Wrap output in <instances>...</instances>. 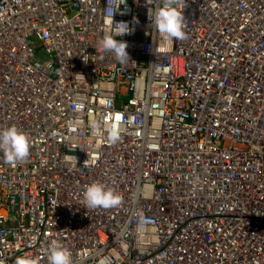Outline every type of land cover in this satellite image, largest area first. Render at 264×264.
I'll return each instance as SVG.
<instances>
[{"label": "built area", "instance_id": "obj_1", "mask_svg": "<svg viewBox=\"0 0 264 264\" xmlns=\"http://www.w3.org/2000/svg\"><path fill=\"white\" fill-rule=\"evenodd\" d=\"M161 6L0 0V130L32 140L0 151V264L53 239L73 264H264V0H186L182 41ZM120 28L126 63L99 45ZM94 182L122 203L86 208Z\"/></svg>", "mask_w": 264, "mask_h": 264}, {"label": "clouds", "instance_id": "obj_2", "mask_svg": "<svg viewBox=\"0 0 264 264\" xmlns=\"http://www.w3.org/2000/svg\"><path fill=\"white\" fill-rule=\"evenodd\" d=\"M186 0H162V6L157 7L154 15L149 19L154 24L155 29L165 34L167 39L182 41L186 39V18L184 8ZM127 29H115L112 34L105 35L99 45L105 52L114 53L115 59L119 63H126L131 60L127 51L128 42L123 39H117L125 34H130ZM85 105L79 103L75 105L78 110H83ZM120 129L113 127L108 131L109 142L115 144L121 139ZM32 140L30 134L21 130L16 125L9 126L0 130V151H3L4 159L9 164L24 162L30 155ZM85 161L84 166H86ZM86 208L111 209L119 206L123 197L113 188L104 183L94 182L87 186L84 192ZM48 264H73L69 250L58 240L53 239L45 252ZM16 264H40V257L31 254H24L17 257Z\"/></svg>", "mask_w": 264, "mask_h": 264}, {"label": "rangeland", "instance_id": "obj_3", "mask_svg": "<svg viewBox=\"0 0 264 264\" xmlns=\"http://www.w3.org/2000/svg\"><path fill=\"white\" fill-rule=\"evenodd\" d=\"M74 1V0H73ZM40 55L43 57L44 56V54L43 53H40Z\"/></svg>", "mask_w": 264, "mask_h": 264}]
</instances>
